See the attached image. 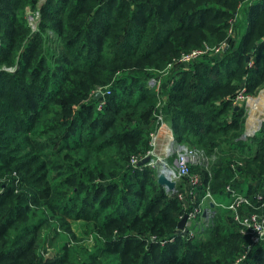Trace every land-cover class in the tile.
<instances>
[{
  "label": "trees",
  "instance_id": "obj_1",
  "mask_svg": "<svg viewBox=\"0 0 264 264\" xmlns=\"http://www.w3.org/2000/svg\"><path fill=\"white\" fill-rule=\"evenodd\" d=\"M40 1L0 0V264H264V243L235 263L248 239L227 209L179 234L176 193L133 162L161 115L175 143L218 155L191 167L198 199L264 190V122L241 139L233 104L264 85V0Z\"/></svg>",
  "mask_w": 264,
  "mask_h": 264
},
{
  "label": "built area",
  "instance_id": "obj_2",
  "mask_svg": "<svg viewBox=\"0 0 264 264\" xmlns=\"http://www.w3.org/2000/svg\"><path fill=\"white\" fill-rule=\"evenodd\" d=\"M229 33H233L232 28L229 29ZM225 46H227L226 41L213 47L205 45L202 48L182 53L177 60L181 62V64H185L206 52H220ZM159 78L153 77L150 79V82H157L160 84L161 78ZM244 90L245 87H242L233 99L234 105H240V102L243 101L244 96L242 93ZM97 91L101 92L100 90ZM100 96H103V92H101ZM104 101L105 100L101 99L97 106L98 109L101 108ZM157 120L159 124L156 130L151 133V149L147 154V156H149V161L145 165L153 166L151 163L152 160L155 159H159L162 162L166 161L170 165V167L161 170L159 174H163L169 180L174 181V193H176L183 208L186 210L185 214H187V219L179 234L187 236L194 235L197 228H204V226H208L212 223V218L217 210L227 209L231 211L239 231L248 239L243 251L237 256L235 263L242 261L248 256L253 245L264 243V190L256 189L250 197L228 185L226 189L229 192V199L227 201H218L214 199L207 187L206 193L198 199L195 188L201 182L202 176L200 173L192 171L191 167L199 166L205 168L204 161L206 159H211L212 155L215 154L210 156L203 149L198 147H190L187 144L175 143L172 130L166 125V121L163 117L158 115ZM161 129H163L162 131L165 133L164 138L163 133L160 134ZM254 130L256 129H253V135L256 133H254ZM171 156H174L172 161L169 160ZM142 158H133V162L138 164ZM241 164V162L235 161L230 164V167L236 171L237 167L242 166ZM159 174H157V176ZM181 182H184V188L182 190H176V184H181ZM207 201L209 204H207ZM197 202L198 204H196ZM162 243H164V241H162Z\"/></svg>",
  "mask_w": 264,
  "mask_h": 264
},
{
  "label": "rangeland",
  "instance_id": "obj_3",
  "mask_svg": "<svg viewBox=\"0 0 264 264\" xmlns=\"http://www.w3.org/2000/svg\"><path fill=\"white\" fill-rule=\"evenodd\" d=\"M42 1H44V0H41L40 2H42ZM27 15H28L27 21H28L29 25L31 26V28L34 31H36L38 28V21H39L38 12L36 10H31L30 8H27L26 17H27ZM50 35H54V34L50 32ZM51 45L55 46V44H51ZM206 53H208V52H206ZM251 62H252V59L250 60V62L248 64L250 65ZM242 95L244 96V98H243V101L240 102V105H242L244 108L245 119H244V131L242 133L241 139L249 140V138L253 135V129H256V130H254V133H255L258 129H260L262 123L264 122V116H261V117H259L260 118L259 122H255L254 124H247L248 118L250 117L251 113H253L256 116H260L259 111H261V110H263V113H264V108H262V106H263L262 104L264 103V85L259 87L254 94H246V92L244 90ZM250 108H251V111H250ZM165 123H166V125H168L170 127L169 122H165ZM162 130L163 129L160 130V134L163 133V138H164L165 133ZM217 157H218V155H212L211 159H206L204 161L205 168L203 170H206V171L211 170V166L216 161ZM173 158H174V156H171L169 158V160L172 161ZM151 164H153L152 167L156 168L157 174H159L161 172V170H164L166 167H170V165L166 161L162 162L159 159L152 160ZM183 188H184V182H181V184H178V183L176 184V190L177 189L182 190ZM167 192L174 193L173 190H170ZM207 204H209L208 201H207ZM72 228H73V231L75 232V234L79 238L84 239L81 242L82 244L89 245V246H90V244H92V242H93L92 239H90V241L86 242L89 234L85 230L84 223L78 222V221L73 222ZM196 231L198 232V234H200L199 232L203 231V228L202 227L197 228ZM55 246H57V244ZM51 253H54L53 247H51Z\"/></svg>",
  "mask_w": 264,
  "mask_h": 264
},
{
  "label": "water",
  "instance_id": "obj_4",
  "mask_svg": "<svg viewBox=\"0 0 264 264\" xmlns=\"http://www.w3.org/2000/svg\"><path fill=\"white\" fill-rule=\"evenodd\" d=\"M100 95H101V92H99V91H97L95 93L96 97H98ZM237 107H239V105H237ZM148 161H149V156H145L144 158H142L138 162V165H145ZM157 181L161 186H163L165 189H167V191L173 190V192H175L174 181L169 180L165 175L159 174L157 176ZM186 219H187V214L184 213L183 216L181 217V219L179 220L178 224H177V232L178 233H180L181 229L184 227Z\"/></svg>",
  "mask_w": 264,
  "mask_h": 264
},
{
  "label": "bare ground",
  "instance_id": "obj_5",
  "mask_svg": "<svg viewBox=\"0 0 264 264\" xmlns=\"http://www.w3.org/2000/svg\"><path fill=\"white\" fill-rule=\"evenodd\" d=\"M250 110H251V108H250ZM259 117L260 116H256L253 113H251L250 114V117L248 118L247 124H254L255 122H259L260 121V118Z\"/></svg>",
  "mask_w": 264,
  "mask_h": 264
},
{
  "label": "crops",
  "instance_id": "obj_6",
  "mask_svg": "<svg viewBox=\"0 0 264 264\" xmlns=\"http://www.w3.org/2000/svg\"><path fill=\"white\" fill-rule=\"evenodd\" d=\"M262 105H263L262 108H264V103H263ZM250 111H251V110H250ZM258 111H259V110H258ZM263 114H264V113H263V110L259 111V115H260V117L263 116Z\"/></svg>",
  "mask_w": 264,
  "mask_h": 264
}]
</instances>
